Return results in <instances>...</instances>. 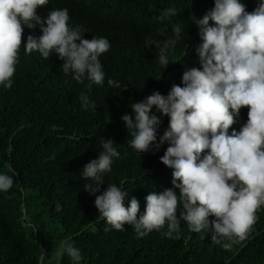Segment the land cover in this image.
Returning a JSON list of instances; mask_svg holds the SVG:
<instances>
[{
  "label": "trees",
  "instance_id": "1",
  "mask_svg": "<svg viewBox=\"0 0 264 264\" xmlns=\"http://www.w3.org/2000/svg\"><path fill=\"white\" fill-rule=\"evenodd\" d=\"M242 2L246 11L252 5V12L260 0ZM212 4L211 0H49L37 8L42 19L52 10L66 8L69 24L82 28L84 38L109 40V50L100 57L105 83L89 88V81H75L60 69L64 61L56 53L47 60L38 51L27 54L23 46L27 36L38 37L42 31L39 25L24 28L13 85L0 86V172L14 178L11 190L0 192V264H71L62 247L66 240L80 249L81 264H264V207L257 211L249 238L230 249L216 243L210 233L190 231L183 220L179 238L175 233L173 238L163 235L167 224L137 238L133 227L115 230L99 215L95 196L83 188L92 181L80 176L83 166L102 150V141L110 138L120 157L104 175L101 191L113 184L124 188L125 206L135 197L143 212L148 194L173 187V169L160 160L168 144L138 154L129 146V130L121 117L132 114L131 104L153 91L167 95L173 84L182 86L184 71L201 67L195 51L201 39L194 20ZM169 8H175L176 15L159 19ZM177 25L183 30L163 69L159 49L155 44L146 47L145 42L162 44L175 38ZM108 79L119 87L109 86ZM81 95L89 97L95 110L82 106ZM248 110L241 108L229 133L246 123ZM161 119L158 139L169 125L167 116ZM175 191L179 194V189ZM181 210L178 207V216Z\"/></svg>",
  "mask_w": 264,
  "mask_h": 264
},
{
  "label": "clouds",
  "instance_id": "2",
  "mask_svg": "<svg viewBox=\"0 0 264 264\" xmlns=\"http://www.w3.org/2000/svg\"><path fill=\"white\" fill-rule=\"evenodd\" d=\"M211 1L209 11L194 20L201 39L195 48L201 67L184 71L182 86L173 84L167 95L153 91L131 104L132 114L121 117L129 130V146L138 154L168 144L160 160L173 169V187L148 194L143 212L135 197L125 206L126 189L113 184L101 191L104 175L120 157L110 138L102 141V150L83 166L80 176L92 181L83 188L95 196L99 215L115 230L128 225L140 238L167 224L163 235L173 238L175 233L179 238L183 220L190 231L210 233L216 243L230 249L249 238L257 211L264 207V0L252 12V5L246 11L242 0ZM47 4L49 0H0V86L12 87L24 28L37 25L42 35L27 36L23 44L27 54L38 51L47 60L56 53L64 61L60 65L64 74L71 73L79 83L89 81V88L103 85L106 74L100 57L109 50V40L84 38L82 28L69 24L66 8L52 10L42 19L36 10ZM173 15L176 9L169 8L159 19ZM182 30L175 26V38L162 44L145 42L146 47L155 44L159 49L163 69ZM107 84L119 87L113 79ZM80 99L85 109L95 110L87 95ZM243 106L249 108L246 123L229 133ZM162 116L169 118V125L158 139ZM13 184L12 175L0 172V192H9ZM62 247L71 264H81V251L71 240Z\"/></svg>",
  "mask_w": 264,
  "mask_h": 264
}]
</instances>
